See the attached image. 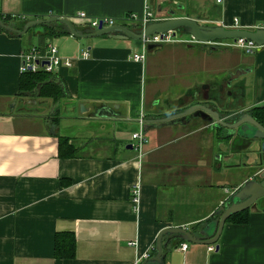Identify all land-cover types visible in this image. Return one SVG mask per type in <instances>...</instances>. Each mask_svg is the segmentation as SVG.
<instances>
[{
  "label": "crops",
  "instance_id": "0c3cea01",
  "mask_svg": "<svg viewBox=\"0 0 264 264\" xmlns=\"http://www.w3.org/2000/svg\"><path fill=\"white\" fill-rule=\"evenodd\" d=\"M171 11L207 27L264 29V0H0V16L12 17L15 29L54 16L81 30L80 12L89 19L148 12L157 22ZM47 25L59 28L45 24L21 36L0 29V264H264V203L227 218L216 251L165 235L160 263L145 262L160 230L209 224L251 178V159L237 154L242 143L221 139L227 131L199 118L143 133L135 123L98 124L77 111L78 104L117 106L118 115L131 121L203 104L223 121L253 115L264 105V48L248 54L225 50L230 40L217 51L213 42L165 43L152 49L154 56L172 55L162 87L152 53L146 63L130 59L143 54L141 41L76 39L64 31L50 36ZM47 45L69 62L49 79L65 91L53 109L50 99L17 96L21 53ZM236 69L250 71L227 86ZM41 106L53 113L44 114ZM140 132L146 139L140 151L126 149Z\"/></svg>",
  "mask_w": 264,
  "mask_h": 264
},
{
  "label": "water",
  "instance_id": "95a60500",
  "mask_svg": "<svg viewBox=\"0 0 264 264\" xmlns=\"http://www.w3.org/2000/svg\"><path fill=\"white\" fill-rule=\"evenodd\" d=\"M45 24L58 26L66 34L76 39L107 36L114 40L141 41L143 37L165 33H171V35L174 36L175 32H181L191 37L196 43L204 45L216 41H235L237 39L251 41L258 46L264 45V29L251 31L225 29L221 26L207 27L200 25L194 18L177 17L173 11L169 12L168 19L150 22L143 28L138 29H130L117 25L103 28L99 25L96 29L83 28L79 30L74 28L68 20L54 16L46 19L28 20L20 29L13 28L11 24L4 25L0 21V29L13 33L15 36H21L30 29H33L34 32L41 31V26ZM158 46L159 45H147L145 50L150 51ZM249 71V69H236L234 72L229 73L226 85L229 86L232 81ZM27 104L34 105V102L28 101ZM260 108L264 109V105ZM116 109L117 106L108 108L102 104L97 106L90 105L89 108L82 104L77 105L78 114L83 115L91 122L98 124H114L116 122L135 123L140 126V130L143 133L149 128L163 125H184L190 118H199L211 124L214 128H221L223 131H227L228 134L224 139L231 138L233 143H242V150L237 154L245 155L252 161L248 166L251 178L245 180L240 187L224 201L222 206L215 212V218L209 224L201 226L195 231H187L180 227H168L160 230L155 238L154 254L146 259L145 262L160 263V242L161 238L165 235L174 236L178 240L190 244L214 245V250L216 251L217 246L215 244L225 220L236 213L250 208H258L264 203V123L260 122L254 115L235 114L232 118L223 121L215 111L205 105L193 104L181 112L161 118H143L127 121L123 116L118 115ZM125 148L131 150L130 145ZM229 156L232 157L234 154L230 152ZM227 159H229V157L224 158V160Z\"/></svg>",
  "mask_w": 264,
  "mask_h": 264
},
{
  "label": "built area",
  "instance_id": "2783aa9c",
  "mask_svg": "<svg viewBox=\"0 0 264 264\" xmlns=\"http://www.w3.org/2000/svg\"><path fill=\"white\" fill-rule=\"evenodd\" d=\"M9 18L12 19V17ZM75 18L84 21L83 23L86 26V28H91V29H96L99 25H101V27L103 28L117 25L130 29H138V28H143L145 25L153 21L151 14H149L148 12H145L141 16H136L131 14L126 16L125 18H120V19H112V18L89 19L86 17L84 13L80 12L76 14ZM233 23L235 25V21H233ZM173 41L174 40L172 39L171 33H165L161 35H152L150 37H143L141 43L142 46L145 47L147 45L165 44ZM182 41L186 43H193V42L195 43V41L191 37H189L187 40H181V42ZM230 42L231 43L229 46L239 48L248 54H251L258 48L261 47L264 48V45L258 46L251 41H246L243 39H237L235 41H230ZM212 45L214 47L223 46L222 43H218V42H213ZM130 59L133 62L140 63L143 61L144 56L143 54H133L131 55ZM68 63L69 62L67 60H62L61 58L58 57L56 49L51 45H47L44 48L31 47L28 48L23 53H21L19 71L21 73L44 72L48 74H53L58 68H60L61 66H67ZM131 140L133 141V144L131 145L132 149L138 152L146 142V139L141 132L132 135ZM185 247H186L185 244L180 245L181 250H184ZM146 258L147 255L141 257L142 260Z\"/></svg>",
  "mask_w": 264,
  "mask_h": 264
},
{
  "label": "trees",
  "instance_id": "16d2710c",
  "mask_svg": "<svg viewBox=\"0 0 264 264\" xmlns=\"http://www.w3.org/2000/svg\"><path fill=\"white\" fill-rule=\"evenodd\" d=\"M0 21L4 25H10L11 19L8 16H0ZM43 26V25H42ZM41 26V27H42ZM53 27V26H52ZM21 26L17 27L16 29H20ZM45 28L49 31V35L59 34L62 30L57 28L54 31L48 25ZM42 29V28H41ZM51 74L44 73V72H24L21 74L18 80V89H17V96L19 97H30L35 96L38 98H47L50 100L58 101L65 96V91H63V87L60 88L53 84L51 80H49ZM253 115L260 120V122L264 123V109L256 108L254 109ZM238 215V214H237ZM244 220L240 218L238 220L239 223L243 222ZM72 242V240H71ZM61 250L58 248V236L54 239V253L55 256H59ZM66 256L67 253H64Z\"/></svg>",
  "mask_w": 264,
  "mask_h": 264
},
{
  "label": "rangeland",
  "instance_id": "374dc122",
  "mask_svg": "<svg viewBox=\"0 0 264 264\" xmlns=\"http://www.w3.org/2000/svg\"><path fill=\"white\" fill-rule=\"evenodd\" d=\"M172 39L174 40L173 42L178 41L179 43H182L183 44L182 46H186V45L189 44V43H186V42H183V41L181 42V40H187L188 39L186 36H177L176 35L174 37L172 36ZM136 42H138V44L140 43V41H136ZM216 42L221 43V42H226V41H216ZM158 45L159 46H162V48H165L166 47V44H158ZM191 45H192L191 47H196L197 46L196 44H191ZM159 46L156 48V50L159 48ZM228 47H231V46H228ZM205 48H206L205 50H208L207 49L208 48L207 46H205ZM214 48H215V51L223 49V47H214ZM233 48H235V49H233ZM141 50L142 49L140 48V50L138 49L137 51L139 53H141ZM225 50H229V51H231V53H232V51L234 53H241V52L245 53L244 51H242L241 49L236 48V47L226 48ZM142 52H143V56H144V59H145V63L147 62L146 61L147 60V56L146 55H147L148 52L152 53V55H150V56H154V54H153L154 51L152 52V50L151 51H146V50L143 49ZM161 54L162 53L160 51H159V53H156V55L153 57V61L154 62L152 63V66L154 67V65L156 64V66H155L156 67L155 68V71H156L155 74L157 76L156 78H158L159 81H161L160 79L162 78L163 81H161L160 84L162 85V87H164L165 84H166L165 80L168 79V73H166L168 69H165L164 67L169 62L168 59H171L170 57H172V55L170 53H164L163 55H161ZM147 81H148L147 82V84H148L149 81H150L149 78H148ZM153 101L155 102L156 100H153ZM153 101H152V103H153ZM36 103L37 104H41V103H39L37 101H36ZM47 103H48V107H49V105L52 106L51 107L52 109L53 108H56L58 106L57 101H54V100H49ZM159 105H161V104H159ZM41 108H42L41 111L44 112V114L45 113L46 114H51L52 109L49 110V111H44L45 110V107L44 106H41ZM52 113H53V111H52ZM128 126H129L128 129H130V126H132V125L129 124ZM133 126H135L136 128H138L134 124H133ZM123 131H125V128H123ZM138 132H139V128H138ZM128 134L130 135V130L128 131Z\"/></svg>",
  "mask_w": 264,
  "mask_h": 264
},
{
  "label": "flooded vegetation",
  "instance_id": "af4514ba",
  "mask_svg": "<svg viewBox=\"0 0 264 264\" xmlns=\"http://www.w3.org/2000/svg\"><path fill=\"white\" fill-rule=\"evenodd\" d=\"M158 116H159V115H158ZM158 116L156 115V117H158ZM226 135H227V134L224 135L223 133H221L220 138H221V139H224V137H225Z\"/></svg>",
  "mask_w": 264,
  "mask_h": 264
}]
</instances>
